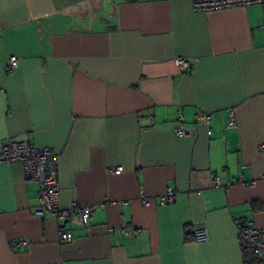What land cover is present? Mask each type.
Returning <instances> with one entry per match:
<instances>
[{
    "label": "crops",
    "instance_id": "crops-1",
    "mask_svg": "<svg viewBox=\"0 0 264 264\" xmlns=\"http://www.w3.org/2000/svg\"><path fill=\"white\" fill-rule=\"evenodd\" d=\"M262 19L258 4L195 12L191 0H0V146L55 150L59 205L96 206L85 227L39 217L38 186L19 163L0 165V264L253 261L236 221L264 231ZM10 56L20 59L12 72ZM213 174L234 182L213 187ZM169 186L174 199L158 204ZM61 225L71 240L58 239ZM201 225L208 242L193 240ZM125 226L140 233L124 236Z\"/></svg>",
    "mask_w": 264,
    "mask_h": 264
},
{
    "label": "built area",
    "instance_id": "built-area-1",
    "mask_svg": "<svg viewBox=\"0 0 264 264\" xmlns=\"http://www.w3.org/2000/svg\"><path fill=\"white\" fill-rule=\"evenodd\" d=\"M192 8L195 12H209L213 10L226 9L235 6H246L250 4H258L264 10V0H191ZM260 26L264 30V19L260 21ZM20 59L16 56H10L6 62V70L12 72L19 64ZM175 62L182 71H185L190 62L187 58L177 56ZM228 121L227 127H235V115L233 109L227 111ZM210 113L198 111L195 114L196 120L208 122ZM178 126L174 129L176 136H183L187 130L182 125L183 118H178ZM208 134H211L209 127ZM260 148L264 149V143L260 144ZM58 158L59 154L50 148H41L30 143L27 140L7 139L0 146V165H10L19 163L23 170V175L27 180L34 182L38 186L37 198L38 206L33 208V213L39 217L50 214L56 221H66L77 227L87 226L93 217L95 205L79 206L72 203L68 207L59 205L60 185L58 180ZM121 167H109L107 173L118 174ZM212 186L216 188H229L234 181L230 180L222 183L220 179L213 174ZM240 183L253 185L254 180L245 181L242 177L237 179ZM200 192V191H197ZM176 195V190L169 186L166 190L158 195L157 203L165 205L172 201ZM140 199L143 205H149L151 199L141 190ZM238 237L247 245L254 255V260L244 262L243 264H264V231L254 227L253 225L236 221ZM124 236L136 237L140 233L139 229L133 226H125L122 228ZM57 236L60 241H68L73 238L71 227L59 226ZM193 240L196 242H208L209 232L206 226H196L193 229ZM25 244V241H20Z\"/></svg>",
    "mask_w": 264,
    "mask_h": 264
},
{
    "label": "trees",
    "instance_id": "trees-1",
    "mask_svg": "<svg viewBox=\"0 0 264 264\" xmlns=\"http://www.w3.org/2000/svg\"><path fill=\"white\" fill-rule=\"evenodd\" d=\"M254 205H255V204H254ZM247 247H248V246H247ZM247 247H246V248H247ZM246 248H244V250H245ZM248 248H249V247H248ZM249 249H250V248H249Z\"/></svg>",
    "mask_w": 264,
    "mask_h": 264
}]
</instances>
